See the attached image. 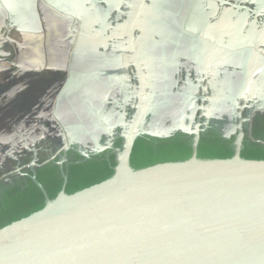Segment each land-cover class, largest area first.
I'll return each instance as SVG.
<instances>
[{"label":"flooded vegetation","instance_id":"flooded-vegetation-1","mask_svg":"<svg viewBox=\"0 0 264 264\" xmlns=\"http://www.w3.org/2000/svg\"><path fill=\"white\" fill-rule=\"evenodd\" d=\"M141 94L131 169L136 144L189 158L196 134L198 158L233 154L238 125L264 150L262 1L0 0V136L21 131L0 196L113 173Z\"/></svg>","mask_w":264,"mask_h":264},{"label":"water","instance_id":"water-1","mask_svg":"<svg viewBox=\"0 0 264 264\" xmlns=\"http://www.w3.org/2000/svg\"><path fill=\"white\" fill-rule=\"evenodd\" d=\"M142 108L108 179L49 200L31 177L43 207L0 228V264H264V161L241 158L240 125L228 159L198 158L196 134L188 159L134 170Z\"/></svg>","mask_w":264,"mask_h":264},{"label":"trees","instance_id":"trees-1","mask_svg":"<svg viewBox=\"0 0 264 264\" xmlns=\"http://www.w3.org/2000/svg\"><path fill=\"white\" fill-rule=\"evenodd\" d=\"M139 144H136L133 149V157L131 159L132 169L138 170L145 167H149L155 164L179 162L188 159V156L178 157L173 154L175 151H168V147L162 146V152L158 156H154L146 150H141ZM144 146H142L143 148ZM188 152L186 151V155ZM208 151H199L198 156L200 159H228L232 156L230 151L228 154L223 155L220 152L208 153ZM202 155H205L204 157ZM240 156L245 160L264 161V150H249L244 149L241 151ZM112 175V172L106 173L101 176L99 180L95 182L81 183L76 177H69L68 187L65 194L70 195L82 189L88 188L92 185L98 184ZM45 187V183L41 182ZM46 191V190H45ZM16 191H6L0 196V228L9 225L14 221H18L28 215L39 211L44 204V197L42 193L33 185L31 181H28V186L24 191H21V195ZM49 200H52L58 194V189L53 191H46Z\"/></svg>","mask_w":264,"mask_h":264}]
</instances>
